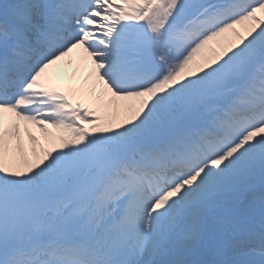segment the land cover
I'll use <instances>...</instances> for the list:
<instances>
[{"label": "bare ground", "instance_id": "obj_1", "mask_svg": "<svg viewBox=\"0 0 264 264\" xmlns=\"http://www.w3.org/2000/svg\"><path fill=\"white\" fill-rule=\"evenodd\" d=\"M133 1L134 0H111L110 2L111 6L109 7L111 9V12L108 14L109 20H111V16L114 15L118 10L121 12H124L125 10H129V12L135 11V6L137 7L139 5L138 2L130 6L128 5L129 2L131 3ZM233 1L235 3L234 6L232 5ZM240 1L241 0H229L226 2H219V1L211 2L210 3L211 8L206 7L199 16L193 18L191 21L187 23H184L175 31H172L171 33L167 34V37L163 41V45L165 47L169 46L171 54L175 56L174 60L175 59L177 60L176 63L179 62L178 63L180 69L179 74H183V76L181 77L174 76L175 78L169 81V83H165V85L159 84L156 87L153 86L152 88H148L144 90L143 93H140L139 95L131 98H125L123 96H112L109 98L102 94L88 95L89 100L94 102L93 118L88 121V123L85 125L83 129V133L87 136L89 141H93L94 138H98V140L100 139L114 143L116 142L128 143L129 141L132 140L131 136L135 134L136 130L138 131V137H141V142H139L132 151L128 152L127 156H129V159L123 162V164L118 168V170H116V173L112 177H110V179L106 183H104L103 185L104 189L102 188L103 192L96 194L97 195L96 203L94 204L95 207L97 205L98 214H97V219H94V223L99 222L102 225H106L107 227H111L113 224H115L113 220L108 221V218H106L107 220L106 222L103 221L104 218L103 214L108 212V205H107L108 202L119 200V197H116L115 195L118 193L121 194L125 189H127V182L132 178V175L135 177L136 175H138L139 177H141V179L144 180L154 181L151 172L149 171L150 167L148 165L149 161L152 162L150 156H153L154 154L158 155V160L154 165V167L159 170L160 174L158 176L160 177L163 176L168 180L175 178L179 179L180 177H183L185 175V172H187V170L190 168V164L196 163L198 161V158L200 159L205 157L207 151H212V153H214V150L219 148L222 149V147H224L223 144L227 140L226 138L227 137L230 138L229 136L235 133L236 131V129L234 130L231 128L233 125L235 124L237 125L239 124V122L240 123L248 122V121L259 122L261 120L262 121L264 120L263 83L257 84L258 86L256 84L254 85L251 84L248 86V90H246L249 92L245 96H243L246 99L239 103H235L234 108L229 113L230 115H227L226 118H224V123H225L224 127L219 124L212 126L211 127L212 129H209V131L207 132H203V133L192 132L190 134L189 131L184 130L174 135L173 137H168L162 143L153 147L146 141L148 140L147 134L149 133L150 129H151L150 131L155 129L158 130V128L160 129L165 125L164 122H162L161 120L162 118L158 114V111L159 112L163 111L165 105L162 98L168 96L169 98L172 99V97L175 95V93L178 92V90L181 89L185 90L188 88V86L195 84L198 80L203 78V75L199 76V73L203 72L202 70L211 64L212 56L216 54L215 53L214 55L211 56L212 52L208 54L209 50L207 49L210 46H204L205 48H203L202 46L203 49L201 53H203L204 49L205 51L204 54H200V58L196 59V61L199 60L198 63L195 64L194 62L195 65L190 63L191 56L189 55V53H191L192 51L195 52L196 50L195 41H194L195 38H192L193 37L192 31L196 30L195 32L197 34H200L201 30L204 28L205 25H212V24L216 25L219 22L220 17L223 16L224 10H228V9L233 10L230 11L231 14L236 13L237 10H241L242 7L245 6L244 3L246 2H240ZM243 1L249 2L250 0H243ZM233 7H235V9ZM220 24L221 22L218 23V25ZM252 34H254V31L250 29L248 31V35L250 36ZM260 37L261 35L258 36L256 39H259ZM213 41L214 40L212 39L211 43ZM70 53L71 55H75V57L84 56V54L80 55V52L75 50L71 51ZM183 56L185 57L182 60ZM174 73L179 75L178 68ZM89 77L90 76L87 75L86 80H88ZM257 79L261 82L260 78ZM78 83H79L78 89L82 91H84V89L89 88L88 82L81 81ZM63 85H67V86L71 85V82L62 81L58 84L55 82L50 86V88L51 89H54V87L59 88V86H63ZM75 86H77V83L75 84ZM71 93L72 95H74L73 91ZM238 111H241L240 115H234V112L239 113ZM137 118L139 119L137 120ZM14 123L15 120H13V124ZM143 125H146L145 131L148 132L146 133L142 132L141 127ZM238 129L239 127H237V130ZM212 131L217 132V134H211ZM91 134H94V136ZM221 134L223 135V137L220 136ZM199 136L200 138L208 137V139L210 140L207 143L206 140H204V143H201V141L198 140ZM39 138H41V133L34 134V139L29 140L30 142H33L32 144L29 143L30 145L29 147L31 148L30 150L31 153L37 151V148L40 147V143L38 141ZM118 138L119 140H117ZM262 139L264 140V137ZM194 140L200 143V148H201L200 150L196 149V144H194ZM206 145L209 147L206 148ZM49 146H51V144ZM188 152L192 153L191 157L186 155V153ZM260 153L264 155V151H259L256 155H259ZM146 158L148 159L147 162L144 161V159ZM254 158H255V163L257 164H261V162L258 160L261 159L262 161L264 160V156L263 158L254 156ZM178 162L182 164H178L174 166L172 165L173 163H178ZM253 164L254 163H252V165ZM9 169L11 172L16 171L20 173L18 167L12 168V166H10ZM205 173H210V174L207 176L202 175ZM226 173H228V171H225V169H223L222 166L218 169L212 168V170L210 171H206L205 168L204 169L200 168L197 172H193L192 173L193 176L191 177L192 179L191 184L188 183L187 185H185L186 183H184L183 181L181 186L184 185L183 187L184 190L181 192V190H179L180 187L177 186L173 191L174 196L178 198V204H180L181 201L186 204L195 203L198 201L197 198L199 197L198 194L202 196L208 194H209L208 196H213V195L218 196L217 194H224V193L226 194L227 192V194L232 196L233 193L229 189L231 183L228 181L229 177H227ZM238 178H242V177H238ZM204 180L205 182L202 183ZM245 185L246 184H243V186ZM179 194H182L180 199L178 197ZM224 205H229L228 201L224 200L220 206L223 207ZM231 206H232V201H231ZM242 206L244 207V213L245 211L249 210L252 216H253L252 212L257 213V215H261L263 211V208H257L251 211V208L254 207L253 205L249 207L244 205ZM209 207H211V204H209ZM209 207L200 209L198 212H200L201 214H205L208 211ZM102 208L104 210H102ZM175 210L176 209H174L173 211ZM198 212L195 215H197ZM121 216L123 219L127 220V218L130 217V213L126 209ZM173 219L174 218L172 217L171 221H173ZM243 220L246 221V219ZM198 225L202 226V223H199ZM87 227L88 228L92 227V221L89 222ZM243 230L244 232L239 233L241 234L240 235L241 238L243 236H247L250 241H256V243H253L255 247H257L258 249H264L263 227L258 228L255 225H252L250 228L247 229L243 228ZM189 234H190L189 236H191V232H189ZM194 234H196L195 235L196 239L201 238L200 239L201 242H203V239H205L204 244L206 248L203 249L198 244L200 247L199 251L207 253L210 250H215L220 256H223L224 264H232L231 257L236 254L234 253L228 254V249L230 247H227L225 241L220 242V246L214 247V245L217 244L216 241L212 242L211 238H206L200 235V233H194ZM187 237L185 236L184 238L181 237L177 241L174 239L173 242L174 243L177 242L175 244V251L173 252L164 251L162 252L163 254L161 253L160 256L157 255L156 259L150 263L175 264L174 258L176 257H178V260L181 262L182 259V257L180 256L181 253L188 252V250L192 252V249H194V246L196 245V244L188 243ZM207 239L209 240L207 241ZM99 241L107 244L108 231L103 236L102 235L100 236ZM250 251L252 250L247 248L245 250L240 249L236 255L235 262H237L238 264H242V260H248V261L257 260L259 258V255H256L255 254L256 252L254 251L252 252ZM48 252H51V250H48ZM78 253L83 254L85 252L83 250H78ZM22 259L23 258L18 259L17 264H23ZM205 259H206L205 256L200 254L199 257H195L193 260L195 261V264H206L207 262H202Z\"/></svg>", "mask_w": 264, "mask_h": 264}, {"label": "rangeland", "instance_id": "obj_2", "mask_svg": "<svg viewBox=\"0 0 264 264\" xmlns=\"http://www.w3.org/2000/svg\"><path fill=\"white\" fill-rule=\"evenodd\" d=\"M204 2V0H166V8L170 9L162 14H157L154 17V21L165 26L168 25L170 20L175 16H178V20H184L192 13L196 12ZM250 29L254 31V34L249 36L248 31ZM260 35L261 37L256 39ZM213 38H215L216 41ZM212 39L214 41L209 47L208 54L211 52V56L216 54L212 56L211 64L204 68L202 70L203 72L199 73V76L203 75V78L185 90H178L176 97L174 96V99L172 98L173 100L171 99L168 103L165 102V111L163 112L166 114V117L164 123H167V119L169 123L166 124L163 130L158 131L150 138L151 144H157L167 135L177 133L176 131L181 130L184 125L187 128L200 127L201 124L205 122L204 119L208 120V118L215 116L220 112V109L224 107V104L230 103L231 99L241 95L239 92L242 90L244 91L245 86L250 85L258 75L264 77V65H262V58L264 57V2L262 0L243 15L227 21L215 32H212V34L207 35L204 39L195 43V52L189 54L191 56L190 62L200 58L202 46L208 44L207 42L212 41ZM168 99L170 98L167 97V100ZM205 105L207 108L204 107ZM263 137L264 126H261L256 131L251 130L243 137L240 143L234 144L231 149L226 151V155L210 161L206 165V171H210L212 168L218 169L221 166L225 171H228L226 174L227 177H229L228 181L231 183L229 189L232 193L234 192V194L232 206L229 205V211L226 212L227 220L237 219V217L246 220L249 219V211L244 213V207L241 203L246 199L247 193L251 188L258 186L261 183L260 181L264 182V160H258L261 164H257L254 158V156H258L259 158H263L264 156L262 153L256 155L259 151H264ZM117 149H121V146ZM252 163L254 164L252 165ZM101 165L107 166L108 161H102ZM58 166H66V161L61 160ZM81 169L82 166L80 165L76 166L75 164L73 166V170L77 174L73 182L67 180L66 175L65 184L63 181L61 183V180H55L50 191L37 193L36 195L39 197H46V195L49 194L50 198L42 202L44 205L43 209L33 200L31 203L33 205L30 208L32 213L31 215L26 214L24 220L22 213L25 207L9 202L3 205L15 207L16 211L14 212L15 219L13 226L18 229L16 231L17 236L8 233L5 239L3 238L4 227L1 229L0 260L4 258L3 255L5 253L2 249L8 247V250L9 247L15 245L19 239V233L24 228H26V230H32L43 223L44 220L41 212H46V206L50 207V209H54V216L61 223L60 227L64 226L66 227L65 229L70 232L78 234L84 230L77 223H68L70 220H76V218H78L76 214L77 210L80 209V205L77 204L73 192L81 196L85 188L90 187L92 189H97L101 184V180L96 178L91 170L81 171ZM109 169L110 168H108V170ZM49 171H51V169H49ZM49 171L47 172L49 173ZM63 173L64 172L59 173L56 168V170L51 172V176L61 178L64 176ZM209 174L210 173H205L202 175L207 176ZM48 176L50 179V173ZM99 177L102 179V173L99 174ZM204 182L205 180L202 183ZM243 184L246 185L243 186ZM2 193L3 195L9 194L18 199L33 198L31 194L32 188L29 187V185H27L24 190H0V194ZM198 195L200 198L202 197V195ZM224 195L227 196L228 194L224 193ZM225 196H214L219 199L215 201V204H220V198L225 199ZM209 214V212H206L194 218L189 215V217L181 221L182 226L180 227V231H183L184 228L188 229V227L192 225L199 224L204 218L210 227L207 226L212 228L211 230L213 231L217 225L213 223V219L208 216ZM215 218L219 223L222 214L217 213ZM187 224L188 226L186 227ZM55 229L58 230L57 227H55ZM194 248L196 247L194 246ZM199 248L200 247L197 245V248L192 253H203L198 251ZM211 254L210 257H213L214 253Z\"/></svg>", "mask_w": 264, "mask_h": 264}]
</instances>
